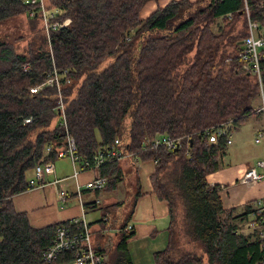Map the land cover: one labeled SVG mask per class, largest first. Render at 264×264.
Masks as SVG:
<instances>
[{
	"label": "trees",
	"instance_id": "obj_1",
	"mask_svg": "<svg viewBox=\"0 0 264 264\" xmlns=\"http://www.w3.org/2000/svg\"><path fill=\"white\" fill-rule=\"evenodd\" d=\"M148 1L0 0V22L25 14L36 32L0 38V264H55L73 256L45 260L62 222L34 226L13 202L30 188L45 148V159L58 157L67 129L77 144L75 169L78 160L92 168L86 161L112 145L131 153L129 171L154 162L150 178L154 194L167 201L169 241L153 264H263L264 198L260 211L257 199L229 209L221 185L207 179L227 144L224 137L210 141L204 130L245 122L264 98V56L260 76L243 70L239 58L248 34L244 1L169 0L141 17ZM248 2L252 17H260L264 0ZM16 36L26 37L24 49ZM55 74L58 83L33 90ZM157 133L181 137L179 147L142 149ZM99 170L105 189H117L127 175L120 159ZM133 208L134 202L123 226ZM236 218L254 226L242 232ZM131 235L123 232L115 263L133 264L125 249Z\"/></svg>",
	"mask_w": 264,
	"mask_h": 264
},
{
	"label": "crops",
	"instance_id": "obj_2",
	"mask_svg": "<svg viewBox=\"0 0 264 264\" xmlns=\"http://www.w3.org/2000/svg\"><path fill=\"white\" fill-rule=\"evenodd\" d=\"M168 1H148L142 9V15L147 16L158 5H164ZM257 101L258 98L255 101L256 112L245 122L232 127L231 142L227 143L219 168L207 175L210 183L221 185L219 193L225 207L229 209L233 207L242 209L248 203L264 198V166L258 164L259 160L264 161V134L257 140L260 132L264 133V109L261 108L263 99L260 103ZM65 156L53 158L54 163L57 158ZM153 165L154 162L151 160H143L137 164L136 175L140 180L139 194L135 195L134 208L127 222L133 224V229L128 232L132 235L125 241V249L133 264H153L155 251L165 248L169 241L168 205L167 201L160 200L154 194L150 178ZM75 166L79 170L78 181L82 184V198L84 197L86 200L87 212L97 208L102 210L101 216L95 215L89 220L92 235L95 233L101 235L97 241L93 239V242L96 248L102 246L105 264H117L115 262L120 240L123 232H126L123 229L124 219L120 217L115 222H111L106 211L103 212L101 202L96 203L98 194L106 189L98 191L86 185L96 176L95 168L85 166V162L80 160L76 162ZM251 167H255L258 172H261L262 178L252 182H242L240 177ZM57 175L56 171L55 173H45V181H42L40 185L13 196L15 206L19 210L27 211L31 222L35 225L42 226L54 222L66 223L70 218L81 215L82 205L76 191L77 181L73 178L74 173L73 175ZM55 177L58 178L57 181H54ZM62 189L67 193L65 201H61L59 198ZM76 198L79 199L78 204H68L69 201L72 202ZM40 207L42 209L35 212ZM56 261L58 262L55 264H77L72 257Z\"/></svg>",
	"mask_w": 264,
	"mask_h": 264
},
{
	"label": "built area",
	"instance_id": "obj_3",
	"mask_svg": "<svg viewBox=\"0 0 264 264\" xmlns=\"http://www.w3.org/2000/svg\"><path fill=\"white\" fill-rule=\"evenodd\" d=\"M243 1L244 8L248 17V34L242 39L241 47L239 50V58L242 61L241 67L245 71L257 73L260 76V61L264 56V52L262 51V49H264V11L261 13L260 17L253 18L250 12L251 4H249L248 0ZM44 20L47 21L48 19ZM48 25L54 27L55 25H57V23L50 22L48 23ZM58 82L59 75L55 74L53 76H50L43 83L34 87L33 90H36L38 87H43L44 85H54ZM262 99L263 103L261 108L264 109V98ZM61 107L63 109V104H61ZM62 122L67 125L64 116ZM229 125L230 123L228 121H224L211 127H207L204 132L208 135L209 140L212 142H217L219 137H224L229 143L231 142V131ZM263 134V132H260L257 140H259V138ZM66 139V145L58 149V156L69 155L73 163H75V161L78 159V156L76 155L77 144L75 137L68 132V129ZM180 143L181 137H170L167 135H162L161 133H157L146 139L144 147H142V149L148 150L164 145L167 147V149L172 150L176 147H179ZM49 151L50 147H46L43 157L39 160V162L35 166L33 174L29 177L30 188L40 185L42 181H45V173H55L56 167L54 160L45 159V156ZM129 155H131V153L125 151L124 149H120L115 145L99 148L96 155L94 156L93 162L91 163L86 161V165L94 167L97 171L96 176L88 181L86 185L98 191L102 190L107 178L101 175L99 170L100 166L110 159H122ZM258 164L264 166V161L259 160ZM78 172L79 170L75 169L74 175L76 177L78 176ZM262 176L263 174L261 172H258L255 167H251L242 174L240 180L242 182H252L261 179ZM57 180L58 178L55 177L54 181ZM76 191L82 205L81 215L72 217L66 223H61L56 226L53 237L51 239V243L44 250L43 258L47 261H52L58 259L61 255H64L68 251H71L73 252L72 258L77 264H104L103 255L98 251L93 242L90 222L86 216L88 206L82 198V184L79 181H77ZM66 194V190L64 189L60 191L59 198L61 201L66 200ZM98 201L99 200L97 198L96 203ZM257 204L259 206L258 211L262 210V198L257 199ZM254 223L255 222H252L253 226ZM132 229V223H128L124 227V230L126 232H130Z\"/></svg>",
	"mask_w": 264,
	"mask_h": 264
},
{
	"label": "rangeland",
	"instance_id": "obj_4",
	"mask_svg": "<svg viewBox=\"0 0 264 264\" xmlns=\"http://www.w3.org/2000/svg\"><path fill=\"white\" fill-rule=\"evenodd\" d=\"M153 2L155 0H152ZM43 2L45 3V0H43ZM45 5V4H44ZM147 5V3L145 4ZM144 9V8H143ZM50 13V11L47 9L46 7V12H43V18L45 19L44 16H48ZM141 17H145L144 15H142V11H141ZM29 16L23 14L20 15L16 18H11L7 21H5V23L0 22V38L3 37L6 34H11V32L14 31H18V35H20L22 32L26 35H29L31 33H36L34 31H31V23H29ZM15 19V20H12ZM28 19V20H27ZM11 20V21H10ZM10 21V22H8ZM220 21V20H219ZM39 22L35 23L36 27L39 29L40 27V23L38 25ZM30 24V25H29ZM216 27V26H214ZM32 28L34 30L35 26H32ZM45 31L47 30L46 28L44 29ZM42 31V30H41ZM40 32V30H39ZM16 38V39H15ZM13 40H15L16 45L18 46V48L20 49H24L25 45V39L26 37H22L20 39L19 36H16L14 38H12ZM26 67H29L28 65H26ZM262 99L258 98V103L261 102ZM232 129V128H231ZM230 129V130H231ZM177 148V147H176ZM129 156L124 157L123 159H120L123 163V167L125 169V171L127 172L126 177L124 178V180L120 183V185L118 186V188L112 190V189H106L105 191L101 192L100 194H98V196L96 198H98V200L101 202L100 205L101 207L104 209L103 212L106 211V213L109 215L110 220H112L111 222H115L116 219L119 218V216H121V218H123L125 220V218L128 216V214L131 211L133 202L135 200V195H136V181L138 180L136 172L133 170H130V166L126 163V160H129L128 158ZM56 164V175L58 173L59 176L61 175H73L74 173V168H73V164H72V159L69 156H65V157H61V158H57V160L55 161ZM57 175V176H58ZM75 179V181H78V176L77 177H73ZM72 182V181H70ZM73 198V197H72ZM125 199L124 202H119V200ZM83 200L86 201L83 197ZM109 200V201H107ZM73 203L74 204H78L79 203V199L76 198V200L74 201H69V205H71ZM60 204V203H59ZM58 204V205H59ZM60 207V205H59ZM61 208V207H60ZM42 209V207L37 208L35 210V212H39ZM102 214V210L101 208H97L94 211H88L86 213V216L89 220H91V217L95 216V215H100ZM29 221L31 222V219L29 217ZM235 221L240 222L242 224V228L241 231L242 232H246L248 233L251 229L253 224L246 222V221H241L240 218H236ZM32 223V222H31ZM33 224V223H32ZM34 226H38L33 224ZM101 237V235L99 234H93L92 238L97 241L99 238ZM93 240V241H94Z\"/></svg>",
	"mask_w": 264,
	"mask_h": 264
},
{
	"label": "clouds",
	"instance_id": "obj_5",
	"mask_svg": "<svg viewBox=\"0 0 264 264\" xmlns=\"http://www.w3.org/2000/svg\"><path fill=\"white\" fill-rule=\"evenodd\" d=\"M246 35H247V34H246ZM246 35H245V36H246ZM245 36H244V37H245ZM244 37H243V38H244ZM243 38H242V39H243ZM242 39H241V42H242ZM262 50H263V49H262ZM229 127H230V129H231L233 126L229 125ZM230 131H232V129H231ZM230 133H231V132H230ZM219 138H220V137H219ZM225 140H226V138H225ZM227 143H228V142H227V140H226V144H227ZM127 224H128V223H127ZM127 224H126V225H127ZM126 225H125V226H126ZM125 226H124V227H125ZM124 227H123V229H124Z\"/></svg>",
	"mask_w": 264,
	"mask_h": 264
},
{
	"label": "water",
	"instance_id": "obj_6",
	"mask_svg": "<svg viewBox=\"0 0 264 264\" xmlns=\"http://www.w3.org/2000/svg\"><path fill=\"white\" fill-rule=\"evenodd\" d=\"M178 148V147H177Z\"/></svg>",
	"mask_w": 264,
	"mask_h": 264
}]
</instances>
